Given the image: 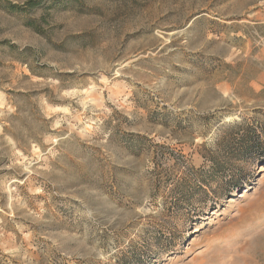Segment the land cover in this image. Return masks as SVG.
<instances>
[{"label": "rangeland", "instance_id": "1", "mask_svg": "<svg viewBox=\"0 0 264 264\" xmlns=\"http://www.w3.org/2000/svg\"><path fill=\"white\" fill-rule=\"evenodd\" d=\"M0 264H264V0H0Z\"/></svg>", "mask_w": 264, "mask_h": 264}, {"label": "trees", "instance_id": "2", "mask_svg": "<svg viewBox=\"0 0 264 264\" xmlns=\"http://www.w3.org/2000/svg\"><path fill=\"white\" fill-rule=\"evenodd\" d=\"M39 2H36V1H30L29 3H28V7H29V9H32V8H36V7H38L39 6ZM5 8L7 9V10H10V11H12V12H17V13H19V12H24L25 10H26V8L24 9V8H20L21 9V11H20V9H16L17 7H13V6H11L9 3L8 4H6L5 5Z\"/></svg>", "mask_w": 264, "mask_h": 264}, {"label": "bare ground", "instance_id": "3", "mask_svg": "<svg viewBox=\"0 0 264 264\" xmlns=\"http://www.w3.org/2000/svg\"><path fill=\"white\" fill-rule=\"evenodd\" d=\"M229 203H230V201H229Z\"/></svg>", "mask_w": 264, "mask_h": 264}]
</instances>
